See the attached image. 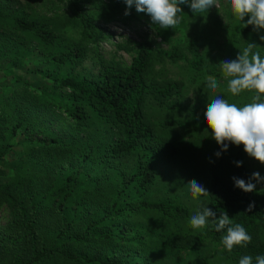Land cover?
<instances>
[{"label":"trees","instance_id":"1","mask_svg":"<svg viewBox=\"0 0 264 264\" xmlns=\"http://www.w3.org/2000/svg\"><path fill=\"white\" fill-rule=\"evenodd\" d=\"M102 1L23 0V4L20 0H0V55H10L16 32L34 36L45 46L57 43L59 37L46 24L47 8L40 6L63 7L66 22L78 23L87 32L94 27L84 19L82 10L98 13L103 8ZM122 3L123 0H111L119 14ZM180 7L191 10L189 4ZM87 37L93 44V34ZM64 48L61 56L56 55L58 62L70 63L81 57V52L69 50L65 43ZM156 58L186 59L179 50H155L152 43L143 42L136 45L126 69L100 59L99 77L94 80L73 76L55 79L43 74L51 83L86 101L113 132V142L100 151L101 148H93L91 141L79 143L78 137L69 141L56 137L19 141L15 154L18 164L12 163L10 174H6L1 162L16 148L11 143L20 128L27 126L19 121L0 132V205H5L10 214L9 222L0 227V264H157L160 244L179 252L195 249L206 239L218 243L235 264L246 255L253 257V264L256 256H264V194L255 190L246 193L235 187L233 180L236 177L247 182L250 178L242 145L229 144L219 157L215 153L221 150L220 146L213 145L206 198L207 207L216 213V218L226 212L233 224L245 227L251 243L234 246L228 252L222 244L226 231L217 232L211 218L199 235L165 236V226L160 229L150 223L155 214L164 219L190 216L188 209L172 201L148 197L155 183L156 166L172 164L179 156L177 147L160 138L146 116L150 100L163 101L179 96L181 91L177 83L148 80ZM46 97L79 126L88 124L90 115L84 107L63 105ZM129 156L136 159L134 170L115 171L113 162ZM236 162H242L241 166ZM55 166H66L68 170L54 175ZM251 202L255 206L249 210Z\"/></svg>","mask_w":264,"mask_h":264},{"label":"rangeland","instance_id":"2","mask_svg":"<svg viewBox=\"0 0 264 264\" xmlns=\"http://www.w3.org/2000/svg\"><path fill=\"white\" fill-rule=\"evenodd\" d=\"M101 4L103 8L95 14H88L87 9L82 10L84 19L94 27L87 32L78 23L66 22L64 15L67 12L63 7L40 6L47 8V12H44L48 20L46 24L59 37L57 43L45 46L34 36L14 32L12 52L9 56L0 55V132L9 130L10 126L19 121L27 126L26 129L20 128L11 143L16 148L1 162L4 172L10 174L9 166L12 163L18 164L15 154L19 150V141H45L54 137L69 141L78 137L79 143L91 141L93 148H101L100 151L113 142V132L93 112L91 106L78 99L70 90L51 83L43 76L44 73L55 79L73 76L94 80L99 77L100 59L126 69L139 43L150 42L155 50L161 51L171 52L176 49L183 53L185 60L156 58L148 74L151 82L169 81L181 86L179 96L163 101L150 100L146 105V116L155 125L157 135L173 143L179 151L174 163H160L156 166L155 183L148 197L154 201H172L188 209L190 216L164 219L155 214L150 223L159 225L160 229L165 226V236L179 233L199 235L204 228L192 229L189 220L197 211L207 207V198L206 195L193 197L188 184L195 180L208 190L209 154L216 142L211 138V130L205 122L207 105L219 95L229 103L243 106L251 102V96L254 95L244 92L232 96L219 64L221 61L236 59L248 43L256 44L254 51L264 58V41L259 39L260 35H264V30L256 33L248 25L250 31L242 32L246 28L243 24L249 17H245L242 22L236 20L230 0H217L216 6L197 15L192 10L183 11L180 14L181 23L175 29L167 30L154 26L151 17L145 12H138L135 5L128 8L124 0L120 14L112 7L111 0H103ZM20 13L23 14V11ZM89 34L95 38L93 44H90L87 37ZM64 43L69 46V50L73 48L81 52L78 61L62 63L55 59L56 55L64 52ZM46 53L51 55L45 57ZM208 76L217 78L216 89L206 86ZM46 95L63 105L77 104L84 107L90 115L88 124H76L62 109L52 105ZM163 123L170 125L161 127ZM242 150L250 177L254 172L264 177V165L249 157L243 145ZM136 164L135 157L129 156L114 161L112 167L115 171L132 172ZM67 170L66 166H55L52 172L58 175ZM252 182L256 184L255 191L264 194V183ZM9 220L8 209L0 205V227ZM160 247L157 264H235L218 243L208 239L199 242L195 249L179 252L163 244Z\"/></svg>","mask_w":264,"mask_h":264},{"label":"clouds","instance_id":"3","mask_svg":"<svg viewBox=\"0 0 264 264\" xmlns=\"http://www.w3.org/2000/svg\"><path fill=\"white\" fill-rule=\"evenodd\" d=\"M124 3L128 8L135 5L138 12H145L151 17L154 26L167 30L175 29L181 23L180 14L183 10L180 5L189 4L193 14L197 15L208 11L213 5L216 6L217 0H124ZM230 6L235 19L239 22L249 17L243 24L245 27L251 25L256 33L264 30V0H230ZM259 39L264 41V35H260ZM255 48L256 44L248 43L240 50L236 59L221 61L219 64L232 96L236 97L244 92L254 93L251 102L238 106L217 95L207 105L205 122L211 130V138L220 146L221 150L215 153L217 157L228 150L229 144L243 145L249 157L264 165V58L259 52L254 51ZM206 86L216 89L217 78L208 76ZM236 163L238 167L242 164ZM233 180L235 187L246 193L256 189L253 180L256 183H264V177L259 172H254L247 182L236 177H233ZM188 187L193 197L209 194L195 180L191 181ZM254 206V202H251L248 209L251 210ZM210 218L217 232L226 231L222 244L228 252H232L234 246L246 247L251 243L252 237L245 227L239 223L233 224L226 212H222L219 218H216L215 212L204 207L190 217L189 224L194 230L203 229L208 225ZM239 264H253V257L243 256ZM255 264H264V256H256Z\"/></svg>","mask_w":264,"mask_h":264}]
</instances>
